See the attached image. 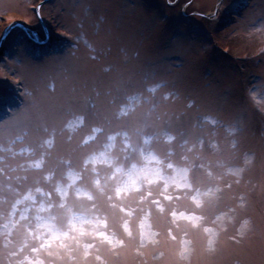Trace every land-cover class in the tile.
<instances>
[{
  "label": "clouds",
  "instance_id": "obj_1",
  "mask_svg": "<svg viewBox=\"0 0 264 264\" xmlns=\"http://www.w3.org/2000/svg\"><path fill=\"white\" fill-rule=\"evenodd\" d=\"M72 41L89 61L111 51L85 32ZM100 72L66 93L50 76L43 101L28 90L0 121V264H215L250 239L264 186L243 106L264 116V79L229 108L227 94L206 104L156 71Z\"/></svg>",
  "mask_w": 264,
  "mask_h": 264
},
{
  "label": "rangeland",
  "instance_id": "obj_2",
  "mask_svg": "<svg viewBox=\"0 0 264 264\" xmlns=\"http://www.w3.org/2000/svg\"><path fill=\"white\" fill-rule=\"evenodd\" d=\"M39 1L0 0V121L5 123L23 106L28 90L43 101L48 77H56L58 92L66 93L73 84L106 79L102 63L114 66L113 75L133 78L156 71L206 104L227 94L229 108L242 105L249 81L264 79V0H47L39 9L46 30L34 9ZM15 22L28 28L10 27ZM81 32L99 48L111 49L102 61H89L82 47L75 56L68 51ZM243 111L245 145L259 158L252 176L264 186V116L247 105ZM250 212L256 233L226 248L215 264H231L234 258L264 264V191L259 188Z\"/></svg>",
  "mask_w": 264,
  "mask_h": 264
}]
</instances>
